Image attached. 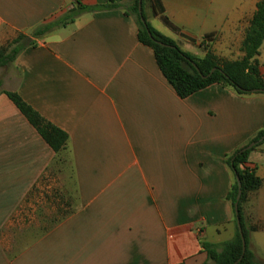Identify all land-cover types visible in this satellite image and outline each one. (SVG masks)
I'll use <instances>...</instances> for the list:
<instances>
[{
    "label": "crops",
    "instance_id": "obj_1",
    "mask_svg": "<svg viewBox=\"0 0 264 264\" xmlns=\"http://www.w3.org/2000/svg\"><path fill=\"white\" fill-rule=\"evenodd\" d=\"M260 1L161 0L160 16L148 1L144 10L183 51L238 60ZM106 4L0 0V45L63 23L16 57L19 79L5 91L68 134L61 156L76 203L33 242L10 235L42 181L57 188L67 180L54 151L0 91V264H209L202 244L236 236L228 159L264 131V94L215 84L180 98L139 41L135 19L123 9L94 10ZM258 60L264 80V42ZM247 166L262 185L242 203L243 224L264 264V140Z\"/></svg>",
    "mask_w": 264,
    "mask_h": 264
},
{
    "label": "trees",
    "instance_id": "obj_2",
    "mask_svg": "<svg viewBox=\"0 0 264 264\" xmlns=\"http://www.w3.org/2000/svg\"><path fill=\"white\" fill-rule=\"evenodd\" d=\"M148 1L154 15L160 16L165 13L161 0H142V16L139 14V0H130L127 5L117 4L115 0H109V4L97 6L94 10L123 9L127 16L135 19L139 41L154 50L161 71L180 98L186 99L215 84L232 87L241 96L251 95L255 91L264 94V80L260 74L258 60L259 50L264 42V0L257 4V10L250 21V26L241 46L243 57L238 60L222 59L211 51H208L204 58H198L183 51L174 40L158 32L148 22L144 10ZM62 24L61 21L42 24L35 28L31 35L20 34L13 41L18 44L14 58L16 59L25 48L35 46L37 39L51 33ZM194 65L197 66L199 71ZM213 69H216V71L211 76L203 78V76H208ZM4 94L54 151L58 161L65 162V158L61 155L67 150L68 134L45 119L18 93L4 91ZM263 136L264 131L260 132L252 142H258ZM240 151L229 157L228 164L232 167L234 173L239 176L242 183L243 194L239 208L247 248L243 254L239 231H237L233 240L219 246L205 242L202 247L208 255L209 264H263L255 259L254 254L248 247V235L242 217L243 201L249 192L256 191L261 187L262 179L256 176L247 166L252 149L242 154H239ZM237 195L238 184L236 181L229 195L233 206Z\"/></svg>",
    "mask_w": 264,
    "mask_h": 264
},
{
    "label": "rangeland",
    "instance_id": "obj_3",
    "mask_svg": "<svg viewBox=\"0 0 264 264\" xmlns=\"http://www.w3.org/2000/svg\"><path fill=\"white\" fill-rule=\"evenodd\" d=\"M15 39L8 40L0 45V91H5L6 88L14 85L19 79L18 72L13 68L15 50L18 46L17 43L13 42ZM207 40H212V38ZM58 166V173L68 179L69 166L63 162H58ZM64 182H58L60 186L54 188L53 182L42 181L33 192L31 199H29L33 203L32 210L27 211L26 209L24 214L17 215L16 220L22 215L25 218L20 219L21 228L9 231L10 235L16 237L21 243L33 242L45 232L46 227L52 226L56 221L73 211L76 203L74 196H71L73 194L70 193V182L69 180ZM24 243L22 246H24ZM17 248L18 246H16Z\"/></svg>",
    "mask_w": 264,
    "mask_h": 264
},
{
    "label": "water",
    "instance_id": "obj_4",
    "mask_svg": "<svg viewBox=\"0 0 264 264\" xmlns=\"http://www.w3.org/2000/svg\"><path fill=\"white\" fill-rule=\"evenodd\" d=\"M142 13H143L142 0H139V14L142 16ZM142 20H143V18H142ZM161 45L165 46L164 44H161ZM194 66L198 70L197 66L196 65H194ZM215 71H216V69H213L208 76H203V78H207V77L211 76ZM255 93H258V91H255ZM263 140H264V136L257 143H259V142H261ZM257 143L256 142L255 143H251L247 147L243 148L239 152V154H242V153L252 149ZM236 181H237V184H238V195H237L236 202H235V205H234V210H235V216H236L238 231L240 233V237H241V240H242L243 254H244L245 251H246V248H247V244H246V239H245V235H244L242 224H241L240 208H239L240 207L241 198H242V194H243V190H242L241 180H240L239 176H237V175H236Z\"/></svg>",
    "mask_w": 264,
    "mask_h": 264
},
{
    "label": "built area",
    "instance_id": "obj_5",
    "mask_svg": "<svg viewBox=\"0 0 264 264\" xmlns=\"http://www.w3.org/2000/svg\"><path fill=\"white\" fill-rule=\"evenodd\" d=\"M252 171V170H251Z\"/></svg>",
    "mask_w": 264,
    "mask_h": 264
}]
</instances>
